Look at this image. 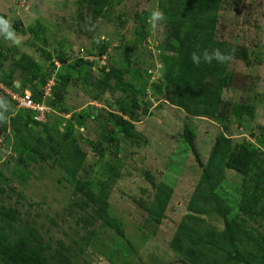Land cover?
Returning a JSON list of instances; mask_svg holds the SVG:
<instances>
[{
  "label": "rangeland",
  "instance_id": "obj_1",
  "mask_svg": "<svg viewBox=\"0 0 264 264\" xmlns=\"http://www.w3.org/2000/svg\"><path fill=\"white\" fill-rule=\"evenodd\" d=\"M110 1L113 3L110 15L102 16L95 15L91 6L82 0H0V14L6 15L10 23L17 16L25 27L39 32L17 35L20 45L4 39L6 48H10L6 65L23 52L45 65L42 49L52 56L62 55L71 60L81 47L88 49L92 45L98 47L108 43V54L93 57L98 66L108 61V65L147 69L151 74L147 87L138 98L139 111L143 115L134 123L141 139L133 145L121 142L117 157L104 155L105 160L118 163L119 170L118 177L107 188L106 196L102 199L96 196L99 191L95 185L107 179V172L98 168L100 163L93 165L94 186L90 177L89 185L83 187L84 191L89 188L96 198L97 201L92 202L88 201L82 184L73 181L63 165L46 161L24 167L25 164L16 163L10 140L0 141V206L17 209L12 222L23 230L35 228L47 249L68 248L69 253L75 254L70 258L71 264H184L178 261L169 241L187 213L186 205L200 177L201 167L183 138L182 130L185 126L191 130L193 146L205 162L219 132L235 140H249L250 127L264 122V0H222L218 9L216 38L239 48L224 69V74H232L233 79L230 87L223 89V98L248 102L253 109L249 123L239 124L236 116L229 115L223 125L207 117L188 116L161 98L160 92L153 87L156 84L163 89L166 83L159 56V46L165 37V20L155 28L148 24L150 12L159 9L158 2L162 0ZM138 22L144 26L145 40L136 32ZM98 39L100 43H97ZM61 70L68 68L61 66L58 71ZM93 71V74H99L98 68ZM50 79L52 81L48 83L52 87L54 73ZM90 93L86 86L71 90L65 103L73 105L76 112L85 109L86 105L92 106L95 115L104 107L115 112L111 106L120 91L105 93L102 101L92 99ZM15 111H18L16 107ZM65 114V118L70 116ZM40 119L42 122L44 116ZM83 126L76 125L73 135L98 136L100 130L90 119H86ZM34 129L41 132L39 126ZM84 149L83 164L94 163L96 157L90 148ZM146 172L156 182L164 181L173 189L161 223L150 221L144 207L153 193ZM225 174L227 183L220 189L229 196L227 202L233 210L230 215H233L241 199L239 186L242 179L230 170ZM100 214L111 217L122 234L104 223ZM206 222L223 228V221L217 215L206 217ZM249 224L255 232L264 234V215L255 213Z\"/></svg>",
  "mask_w": 264,
  "mask_h": 264
},
{
  "label": "trees",
  "instance_id": "obj_2",
  "mask_svg": "<svg viewBox=\"0 0 264 264\" xmlns=\"http://www.w3.org/2000/svg\"><path fill=\"white\" fill-rule=\"evenodd\" d=\"M82 1L91 6L95 15H110L113 4L110 0ZM221 3L222 0L158 2L159 10L165 15V37L158 48L161 50L159 56L166 83L163 89L160 85H152L160 92L161 98L190 117H207L223 125L229 115H234L239 124H246L252 119V105L223 98V89H228L233 79L232 74H224L228 62L220 64L213 60L211 64L202 62L197 66L191 59L194 51L202 55L205 49L211 52L216 48L232 53L233 57L237 55V45L216 38L217 13ZM1 15L10 22L6 15ZM139 23L142 22L136 25V32L145 40L144 26ZM11 25L17 35L33 31L25 27L17 16ZM4 39L0 35V85L3 83L20 95L30 92L32 100L46 105L48 111L42 122L36 120V111L17 109L13 112L16 101L0 87V111L8 117L7 123L0 124V141H12L15 162L25 164L24 167L41 165L46 161L63 165L68 176L82 184V190L89 185L90 177L94 186L93 165L100 163L98 168L107 172V179L95 185L99 191L97 199H102L119 175L118 163L110 162L108 158L105 160V153L117 157L121 142L133 145L142 137L134 123L143 115L139 111L141 104L138 98L147 87L151 74L147 69L108 65V61L98 66L93 57L108 54V43H101L98 47L92 45L88 49L81 47L71 60L62 55L52 56V53L42 49L45 65L23 52L6 65L10 48H6ZM61 66L68 70L58 71ZM95 67L99 69L97 75L93 74ZM53 73L54 84L46 94L44 89L48 81H52ZM83 86L90 89L92 99L100 101L105 93L120 91L111 106L116 109L115 112L104 107L95 115L92 106L86 105L85 109L76 112L73 105H67L65 102L71 90L82 89ZM64 113L70 116L65 118ZM86 119L99 128L96 138L90 134L85 138L80 134L73 135L75 126L84 128ZM35 126L40 127L41 134L34 131ZM182 133L201 167V174L187 202V213L169 241V246L178 255V261L184 264H264V234L255 232L249 224L255 213L264 215V210H261L264 209V186H261L264 185V122L250 127L249 140H235L219 132L205 162L193 146L191 130L185 126ZM84 147L90 148L96 162L83 164L86 157ZM227 170L239 174L242 179L239 186L241 199L233 215H230L233 210L227 202L229 196L221 191L227 183ZM145 176L153 193L144 207L150 221L161 223L172 195V186L164 181L156 182L149 172ZM88 190H83L88 195V201L96 202ZM16 214L17 209L0 206V264L72 263L70 258L75 254L69 253L68 248L47 249L43 237L35 228L23 230L16 226L11 220L16 218ZM214 215L222 219L223 228L206 222V217ZM100 217L122 234L111 217L104 214Z\"/></svg>",
  "mask_w": 264,
  "mask_h": 264
},
{
  "label": "clouds",
  "instance_id": "obj_3",
  "mask_svg": "<svg viewBox=\"0 0 264 264\" xmlns=\"http://www.w3.org/2000/svg\"><path fill=\"white\" fill-rule=\"evenodd\" d=\"M164 20V13L159 9H154L149 14L148 24L155 28ZM0 35H3L6 40H11L15 45H20L21 43L15 30L12 28L11 23L3 16H0ZM100 39H103V37ZM100 39L97 40V43H100ZM191 59L192 62L197 66H199L202 62L205 64H211L213 60H215L217 63L225 64L232 59V53L222 52L219 48L213 49L211 52L205 49L202 55L194 51L192 53ZM7 121L8 117L4 112L0 111V124H5Z\"/></svg>",
  "mask_w": 264,
  "mask_h": 264
},
{
  "label": "built area",
  "instance_id": "obj_4",
  "mask_svg": "<svg viewBox=\"0 0 264 264\" xmlns=\"http://www.w3.org/2000/svg\"><path fill=\"white\" fill-rule=\"evenodd\" d=\"M0 87L4 91L6 90V88L3 87L2 85H0ZM49 89H50V84L47 83L44 89L46 94H48ZM5 93H7L14 101H16V109H30V110L36 111L37 114L35 118L39 119L38 121H40L41 120L40 118H43V116H45V113L48 111V107L46 105L32 100L31 94L28 91H25L23 95H20L10 90L9 88H7Z\"/></svg>",
  "mask_w": 264,
  "mask_h": 264
},
{
  "label": "water",
  "instance_id": "obj_5",
  "mask_svg": "<svg viewBox=\"0 0 264 264\" xmlns=\"http://www.w3.org/2000/svg\"><path fill=\"white\" fill-rule=\"evenodd\" d=\"M15 85L18 86V82H16Z\"/></svg>",
  "mask_w": 264,
  "mask_h": 264
}]
</instances>
